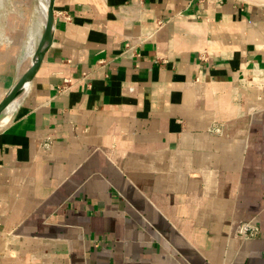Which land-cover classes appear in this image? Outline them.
<instances>
[{
	"label": "crops",
	"instance_id": "0c3cea01",
	"mask_svg": "<svg viewBox=\"0 0 264 264\" xmlns=\"http://www.w3.org/2000/svg\"><path fill=\"white\" fill-rule=\"evenodd\" d=\"M0 264H264V0H54Z\"/></svg>",
	"mask_w": 264,
	"mask_h": 264
},
{
	"label": "rangeland",
	"instance_id": "374dc122",
	"mask_svg": "<svg viewBox=\"0 0 264 264\" xmlns=\"http://www.w3.org/2000/svg\"><path fill=\"white\" fill-rule=\"evenodd\" d=\"M33 11L34 0H0V99L12 89L18 75L16 59L26 41Z\"/></svg>",
	"mask_w": 264,
	"mask_h": 264
},
{
	"label": "bare ground",
	"instance_id": "6f19581e",
	"mask_svg": "<svg viewBox=\"0 0 264 264\" xmlns=\"http://www.w3.org/2000/svg\"><path fill=\"white\" fill-rule=\"evenodd\" d=\"M50 1L51 0H34V11L32 12L30 27H28L29 29L26 34V41L21 47V53L16 59L19 91L12 101L6 103L1 108L2 110L0 109L3 114V119L0 120V130L10 121L26 93V80L31 76V71L26 72V70L37 60V57L41 53V27L46 21Z\"/></svg>",
	"mask_w": 264,
	"mask_h": 264
},
{
	"label": "water",
	"instance_id": "95a60500",
	"mask_svg": "<svg viewBox=\"0 0 264 264\" xmlns=\"http://www.w3.org/2000/svg\"><path fill=\"white\" fill-rule=\"evenodd\" d=\"M53 1L54 0H51L49 3L47 18H46V21L43 23V26L41 27V33H40V36H41V53L37 57V60L33 64H31V66L26 70V72L31 71V74H30L31 76L29 78H27V80H26V82H27L26 93L23 96V98H22L18 108L16 109L14 115L12 116L10 121L4 126V128H2L0 130V132H2L14 120L25 96L27 95V93L29 91L33 77H34L35 73L37 72V70H38V68H39V66L43 60V57H44L46 51L48 50V48L50 46L52 30H53ZM17 77H18V75H17ZM17 77L11 85L12 89L8 93L6 92L3 95V97L1 98L0 109L9 101H12L14 99L16 93L19 91V81H17L18 80Z\"/></svg>",
	"mask_w": 264,
	"mask_h": 264
},
{
	"label": "built area",
	"instance_id": "2783aa9c",
	"mask_svg": "<svg viewBox=\"0 0 264 264\" xmlns=\"http://www.w3.org/2000/svg\"><path fill=\"white\" fill-rule=\"evenodd\" d=\"M218 131V130H216ZM239 234L245 239H253L259 236V229L252 223V221L243 222L239 226Z\"/></svg>",
	"mask_w": 264,
	"mask_h": 264
}]
</instances>
